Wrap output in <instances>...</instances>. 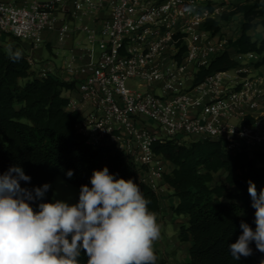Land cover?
Wrapping results in <instances>:
<instances>
[{"label": "built area", "instance_id": "built-area-1", "mask_svg": "<svg viewBox=\"0 0 264 264\" xmlns=\"http://www.w3.org/2000/svg\"><path fill=\"white\" fill-rule=\"evenodd\" d=\"M62 1L0 0V32L37 47L42 32L54 28ZM206 1L73 0V16L110 8L101 27L84 26L88 43L98 46V58L83 65L71 61L65 67L80 96L79 101L70 100L69 107L78 111L80 104L92 107L78 131L92 146L123 150L140 180L161 199L169 190L164 182L168 162L153 152L156 139H212L225 142L231 153L264 151V122L244 123L249 111L264 100V66L242 63L255 54L235 53L239 65L234 74L217 73L192 87L198 67L225 50L204 28L209 18L219 20L223 11L214 0L204 5ZM69 30V23L59 28L61 40ZM181 47L185 51L177 58ZM28 61L33 68L36 61L31 57ZM143 117L157 131L142 125Z\"/></svg>", "mask_w": 264, "mask_h": 264}, {"label": "trees", "instance_id": "trees-1", "mask_svg": "<svg viewBox=\"0 0 264 264\" xmlns=\"http://www.w3.org/2000/svg\"><path fill=\"white\" fill-rule=\"evenodd\" d=\"M263 0H240L225 10L220 19L209 18L204 28L212 37L220 35L223 21L235 15L243 18L241 32L228 41V49L216 55L207 65L196 70L192 87L202 84L208 77L234 70L239 62L234 54H256L260 59L256 67L264 66V37L254 38L249 31L261 25L264 28ZM15 38V37H14ZM15 51V49H12ZM181 47L177 58L184 53ZM76 89L75 81H63L53 76H40L22 54L19 61L9 59L7 50L0 45V173L11 165H19L29 183V189L42 186L61 175L78 188L90 185L93 170L107 167L109 172L124 179H132L140 186L151 203L149 210L159 212L161 198L139 177L132 159L115 145L92 146L78 131L84 115L69 109L70 99L64 91ZM249 116L244 123H253ZM152 150L162 156L173 168L164 173V182L173 191L177 203L172 211L186 217L179 237L191 242L188 264H261L264 253L256 250L247 258L234 260L228 245L242 234L240 222L255 229V209L251 207L248 181L254 182L257 192L264 188V151L252 150L231 153L221 140H195L189 143L179 138L156 139ZM73 170L72 178L66 172ZM225 172V180L217 183L214 174ZM52 189L43 202L54 201ZM36 201L33 207L38 210ZM78 202V197H77ZM156 254V253H155ZM156 264H162L158 255ZM81 264L87 256L81 251Z\"/></svg>", "mask_w": 264, "mask_h": 264}, {"label": "clouds", "instance_id": "clouds-1", "mask_svg": "<svg viewBox=\"0 0 264 264\" xmlns=\"http://www.w3.org/2000/svg\"><path fill=\"white\" fill-rule=\"evenodd\" d=\"M13 62L22 58L20 50L8 48ZM73 170L66 172L72 178ZM31 177L19 165L0 173V264H156L154 244L160 239L157 214L132 179L112 174L105 166L93 170L90 185L80 186L78 202L55 199L43 202L51 188L22 187ZM251 207L255 209V229L243 220L242 234L228 245L234 260L253 254L250 245L264 253V188L257 192L248 181ZM36 201L38 210L33 207ZM264 264V261H261Z\"/></svg>", "mask_w": 264, "mask_h": 264}, {"label": "crops", "instance_id": "crops-1", "mask_svg": "<svg viewBox=\"0 0 264 264\" xmlns=\"http://www.w3.org/2000/svg\"><path fill=\"white\" fill-rule=\"evenodd\" d=\"M13 1L20 4H28L35 0H7ZM36 1H50V0H36ZM57 13H56V23L54 28L46 29L42 32V43L34 47L32 41H22L17 38H14L9 35H5L0 32V39H4L5 36H9L12 40L16 41L17 43L14 44L11 48L18 50L15 45H20L22 54L26 55L27 57H31L36 61L33 68L36 66L38 69H33L39 75L40 73L45 72V75L56 77L63 81H75L74 78L68 76L65 72L66 65L74 61L75 65H83L90 61H94L99 56V49L96 44L90 45L87 41V36L84 31V26H91V27H101L102 23L110 16V8L108 6L95 10L87 15L84 16H73L72 13L74 11V4L73 0H63L57 6ZM69 23L70 30L67 33L64 40H61L59 37V28L64 24ZM214 40L216 37L213 38ZM20 43V44H19ZM2 45L6 50L7 46ZM26 51V52H25ZM56 57V59L60 60V64H57L56 61H53L51 58ZM62 57V58H61ZM61 58V59H60ZM230 73L234 74L233 70ZM76 83V81H75ZM63 96L68 97L70 100H80V96L76 89L70 91H64ZM80 112L87 116V114L92 110V107L89 104H80ZM69 109L73 110V108L68 107ZM192 114H194L192 112ZM248 116L254 119L255 121H262L264 122V100L260 104L259 108L254 111H249ZM140 123L146 126L148 129L152 131H157V127L155 124L148 119L147 117H143L140 119ZM197 140L196 138L190 137H183L181 141L189 143L191 141ZM173 168V164L168 162V169L169 171ZM168 194H172L173 191L169 189ZM164 202L165 205H174L177 203V199L172 197L171 201L168 202L166 196H163L161 200V204ZM166 202V203H165ZM163 213L162 206L159 212H156L157 216ZM177 216V215H175ZM183 217L184 216H177Z\"/></svg>", "mask_w": 264, "mask_h": 264}, {"label": "rangeland", "instance_id": "rangeland-1", "mask_svg": "<svg viewBox=\"0 0 264 264\" xmlns=\"http://www.w3.org/2000/svg\"><path fill=\"white\" fill-rule=\"evenodd\" d=\"M239 1L240 0H214V3L216 7L221 8L224 12L227 9H231L232 5L237 4ZM209 3L210 1L207 0L203 4L208 5ZM262 3L264 4V0ZM242 22L243 18L241 15H235L228 21L221 22L222 32L220 35L216 36L214 41L222 43L225 47L224 49L227 50L229 47V39L240 34ZM249 33L255 39L261 38L264 37V28L261 25H258L256 28L250 30ZM0 42L7 47H12L17 43L9 36H5L4 39H0ZM15 46H18L16 47L18 50L24 51V49L20 48V45ZM51 59L56 61L57 64H60V60L56 59V57H52ZM259 59L260 57L255 54L254 57L244 59L242 63L248 66L255 65ZM35 68L38 69L36 66L33 69ZM214 179L217 183L223 182L225 180V172L220 171L214 174ZM50 185L55 199L64 200L70 204L77 202L78 188L68 183L61 175L56 176V178L50 182ZM167 191L168 190L163 191V195L166 196L168 200L167 203H169L172 199V195L168 194ZM161 206L163 213L157 216V222L161 226V236L154 244L155 253L158 255L162 264H188L191 242H183L179 237L181 226L186 224V219L175 216L171 209V205H165L164 202H162Z\"/></svg>", "mask_w": 264, "mask_h": 264}]
</instances>
